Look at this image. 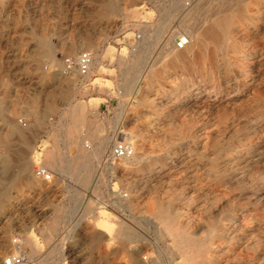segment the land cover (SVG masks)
<instances>
[{
    "label": "rangeland",
    "instance_id": "1",
    "mask_svg": "<svg viewBox=\"0 0 264 264\" xmlns=\"http://www.w3.org/2000/svg\"><path fill=\"white\" fill-rule=\"evenodd\" d=\"M0 173V264H264V0H0Z\"/></svg>",
    "mask_w": 264,
    "mask_h": 264
},
{
    "label": "bare ground",
    "instance_id": "2",
    "mask_svg": "<svg viewBox=\"0 0 264 264\" xmlns=\"http://www.w3.org/2000/svg\"><path fill=\"white\" fill-rule=\"evenodd\" d=\"M108 6V5H107ZM105 7V6H104ZM113 12H115V11H113ZM242 13V12H241ZM240 14V13H239ZM231 15H233V14H231ZM230 15V17L229 16H226L224 19H222V20H218V21H216L209 29L211 30V33H214V32H216L217 33V30L216 29H219V31L220 32H218L215 36H216V38H225V40H227V38L229 37V35H230V31H231V29L233 28V23H234V21H233V17ZM206 29V28H205ZM215 29V30H214ZM198 32V31H197ZM231 34H232V32H231ZM185 35H187V36H181V37H185L186 38V41H187V43H186V48H190L192 45H191V36L190 35H188V34H185ZM198 36V35H197ZM200 36V35H199ZM231 36V35H230ZM188 37V38H187ZM195 39V38H194ZM205 40V39H204ZM229 41V40H228ZM200 42V41H199ZM224 43V42H223ZM223 45V44H222ZM184 46V47H185ZM194 46V45H193ZM221 47V46H220ZM60 63H62V62H60ZM65 63V62H64ZM61 68H62V73H64V69H65V64L64 65H61ZM74 71V70H73ZM78 110V109H77ZM80 111H82V108H80ZM79 112V111H78ZM25 131L19 126H13L11 129H10V135H12V134H19L20 136H25ZM125 134L124 133H122L121 135H120V138L122 139H124L125 141H126V143H128L129 145H131L128 141H127V138L124 136ZM20 138H23V137H20ZM25 140H28L27 138L25 139ZM29 141V140H28ZM27 141V142H28ZM102 141V140H101ZM25 142V141H24ZM78 142V141H77ZM29 143V142H28ZM80 143V142H79ZM134 144V143H133ZM82 146V145H81ZM100 146V145H99ZM132 146V148L134 149V147L136 146H134L133 147V145H131ZM104 146H102V147H99V149L100 148H103ZM102 150V149H101ZM96 152V151H95ZM99 152V151H98ZM84 153V150L82 149V148H80V146L78 145V154H83ZM48 155L49 156H51L52 154L51 153H48ZM133 155H135V153H134V151H133ZM132 155V156H133ZM137 155V154H136ZM82 156V155H81ZM129 157H125V158H122V159H128ZM2 162V161H1ZM3 162H4V165L2 166V168H3V170H6V169H8L9 168V163H10V160L9 159H4L3 160ZM26 161H24V163H22V166L20 167V172H18V174H16L17 175V181H16V185L17 186H23V185H26V186H30V187H33L34 189H42V188H44V187H46V185L49 183V182H51L53 179L51 178V179H45L44 177H42V176H38V175H36L35 173H34V170H33V172L31 171V164H30V162L28 163V162H26ZM48 164L50 165V166H55V164L54 163H51V162H48ZM52 171V170H51ZM54 173V172H53ZM4 174H6V173H0V184H3V175ZM55 174H56V172H55ZM54 174V175H55ZM4 194V193H3ZM5 197V196H4ZM2 203V202H1ZM4 205V204H3ZM3 205H0V210L2 209V208H4V206ZM161 207H162V205H161ZM164 210V209H163ZM159 211V213H160V216H161V219H162V221L166 224V226L168 225V226H170L171 224H175L176 225V221H178L177 220V218L176 217H174V216H170V215H168L167 213V211L166 210H164V211ZM3 212V211H2ZM156 213H158V212H156ZM155 213V214H156ZM173 213V212H172ZM103 222V221H102ZM123 224V223H122ZM189 224V226L191 225L190 223H188ZM194 225V224H193ZM122 226V225H121ZM93 228H94V226H93ZM92 228V229H93ZM178 228H180V227H178ZM192 228V227H191ZM194 228V227H193ZM169 230V229H168ZM166 231V230H165ZM186 231V230H185ZM188 231V230H187ZM129 232V231H128ZM127 229L125 228V227H122V228H119L118 229V233H117V236H120V237H124V236H126L127 235ZM169 233V232H168ZM189 233V232H188ZM190 234V233H189ZM96 236V235H95ZM93 237V236H92ZM114 238V237H113ZM112 238V239H113ZM117 238V237H116ZM192 238H194V237H192ZM196 238V237H195ZM194 238V239H195ZM126 239V238H125ZM201 239V238H200ZM92 240H93V238H92ZM111 240V239H110ZM123 240V239H122ZM189 240V239H188ZM197 240V239H196ZM179 241V240H178ZM13 242V241H12ZM103 242V241H102ZM180 242V241H179ZM179 242H177V243H179ZM93 243V242H92ZM108 243V242H107ZM97 244V243H96ZM105 244V243H104ZM198 244H200V243H198ZM180 245V244H179ZM205 245V244H204ZM208 245V244H207ZM206 245V246H207ZM13 246H14V248L15 249H18V248H20L21 247V245H19L18 246V243H14L13 242ZM174 246H176V245H174ZM195 246V245H194ZM209 247V246H208ZM102 248V247H101ZM177 248V247H176ZM203 248H204V246H203ZM125 249V246L122 244V245H120V248L118 249V251H117V253L119 252V251H121V250H124ZM196 249V248H195ZM198 249V248H197ZM202 249V248H201ZM208 249V248H207ZM209 250V249H208ZM210 251H211V249H210ZM127 252V251H126ZM208 252V251H207ZM122 253H123V251H122ZM185 253V252H184ZM200 253V252H199ZM212 253V252H211ZM118 254H120V253H118ZM128 254V253H127ZM194 254V253H193ZM213 254V253H212ZM211 254V255H212ZM194 256V255H193ZM208 256V255H207ZM213 256H215V255H213ZM126 257H128V263H134L135 262V258H134V255L133 254H128ZM191 257V256H190ZM205 258V257H204ZM211 258V257H210ZM193 259V258H192ZM188 261H190V260H188ZM192 261V260H191ZM126 262V261H125ZM127 263V264H128ZM228 263V262H227Z\"/></svg>",
    "mask_w": 264,
    "mask_h": 264
},
{
    "label": "built area",
    "instance_id": "3",
    "mask_svg": "<svg viewBox=\"0 0 264 264\" xmlns=\"http://www.w3.org/2000/svg\"><path fill=\"white\" fill-rule=\"evenodd\" d=\"M141 39L140 33H135V42ZM187 41L185 37H180L176 42L177 48H183ZM135 47V43L131 44ZM94 60V55L91 50L83 51L75 58H67L65 60V69L68 71L77 70L81 75H86L90 72ZM133 155V148L131 145L126 143L124 139L116 140L110 150L109 156L112 159L120 160L125 157H131ZM34 172L38 176H42L45 179H51L53 172H51L47 167L40 164L34 167ZM3 264H26V254L18 253L11 254L4 258Z\"/></svg>",
    "mask_w": 264,
    "mask_h": 264
}]
</instances>
